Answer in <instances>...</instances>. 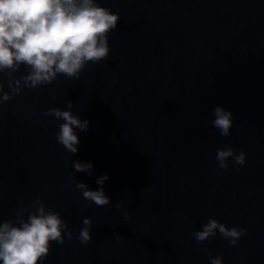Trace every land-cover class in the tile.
<instances>
[{"label": "water", "instance_id": "95a60500", "mask_svg": "<svg viewBox=\"0 0 264 264\" xmlns=\"http://www.w3.org/2000/svg\"><path fill=\"white\" fill-rule=\"evenodd\" d=\"M98 3L120 16L108 58L0 103V223L23 208L27 218L37 197L60 214L64 243L39 264H264V0ZM0 83L11 91L6 73ZM68 101L89 121L76 154L57 142L63 121L43 114ZM217 106L232 113L229 136L211 124ZM226 146L246 163L218 168ZM73 161L91 162L92 175ZM105 174L100 207L76 183L98 190ZM209 218L246 234L234 246L219 232L197 242Z\"/></svg>", "mask_w": 264, "mask_h": 264}, {"label": "clouds", "instance_id": "9594fccd", "mask_svg": "<svg viewBox=\"0 0 264 264\" xmlns=\"http://www.w3.org/2000/svg\"><path fill=\"white\" fill-rule=\"evenodd\" d=\"M120 16L111 9L101 6L98 0H0V73H6L10 92L4 91L0 83V103L9 101L22 90V86L35 89L50 84L58 75L79 78L85 65L106 60L110 53L108 34L117 28ZM21 67L27 74L19 78L13 74ZM50 108L43 114L54 116L63 123L56 134L57 142L70 153L78 152L80 143L76 129L87 131L89 121L81 120L71 109ZM212 126L221 136H229L233 127V116L221 106L212 110ZM244 165L246 154L236 155L230 146L217 149V167L227 170L228 159ZM76 172L92 175L91 162L73 161ZM107 174L97 178L101 185L98 190H90L87 184L77 182L76 188L82 191L86 200L97 206H106L110 198L105 195L103 184ZM117 208L121 205L118 203ZM34 211L27 218L23 213L27 208L17 211L15 220L0 223V261L2 264H39L51 248V242L64 243L67 223L58 212L47 209L37 197L32 202ZM130 219L129 213H124ZM78 239L87 244L91 241L92 220L83 219ZM219 232L231 245H236L246 229L231 227L216 219L209 218L202 229L193 233L197 242L214 237ZM69 239L73 233L67 232ZM222 256L211 259V264H222Z\"/></svg>", "mask_w": 264, "mask_h": 264}]
</instances>
